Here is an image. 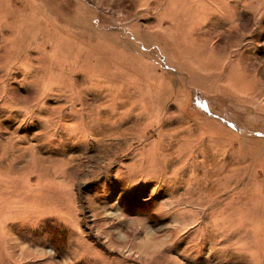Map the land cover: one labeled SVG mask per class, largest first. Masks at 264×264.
<instances>
[{
	"label": "rangeland",
	"instance_id": "374dc122",
	"mask_svg": "<svg viewBox=\"0 0 264 264\" xmlns=\"http://www.w3.org/2000/svg\"><path fill=\"white\" fill-rule=\"evenodd\" d=\"M0 264H264V0H0Z\"/></svg>",
	"mask_w": 264,
	"mask_h": 264
},
{
	"label": "bare ground",
	"instance_id": "6f19581e",
	"mask_svg": "<svg viewBox=\"0 0 264 264\" xmlns=\"http://www.w3.org/2000/svg\"><path fill=\"white\" fill-rule=\"evenodd\" d=\"M148 234V233H147Z\"/></svg>",
	"mask_w": 264,
	"mask_h": 264
}]
</instances>
